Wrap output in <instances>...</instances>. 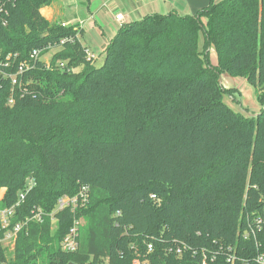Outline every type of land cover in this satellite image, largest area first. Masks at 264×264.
Wrapping results in <instances>:
<instances>
[{"label": "trees", "instance_id": "1", "mask_svg": "<svg viewBox=\"0 0 264 264\" xmlns=\"http://www.w3.org/2000/svg\"><path fill=\"white\" fill-rule=\"evenodd\" d=\"M56 1L0 0V50L21 59L41 50L25 97L10 105L0 88V208L16 205L30 179L14 222L36 207L52 212L84 185L90 201L58 212L54 227L50 215L29 222L0 264H202L177 255L178 242L216 251L210 264H264V227L259 248L244 237L248 219L264 215V0H210L193 14L124 22L101 66L79 24L41 13ZM225 73L260 87L259 112L228 106ZM76 216L85 218L80 246L67 252Z\"/></svg>", "mask_w": 264, "mask_h": 264}, {"label": "built area", "instance_id": "2", "mask_svg": "<svg viewBox=\"0 0 264 264\" xmlns=\"http://www.w3.org/2000/svg\"><path fill=\"white\" fill-rule=\"evenodd\" d=\"M114 19L120 24L126 22L125 15L121 12L116 13L114 15ZM4 24H6V21H4ZM87 53L89 55V49L87 50ZM40 57L41 50L39 49L33 50L30 53L29 57L26 59H21L20 54L17 52L4 54V52L0 50V88L9 90L8 102L10 105H13L18 98L25 97V95L27 94L28 90L26 87V83L28 81H26V73L35 67L36 62ZM49 59L50 57L48 59L46 58V61L49 62ZM33 185L34 180L30 179L26 190L20 193V200L16 205L0 208V251L4 250L6 252V255L8 256H14L19 234L23 230V228L28 225L29 222H43L45 215H50L52 217L54 226V223L57 222L56 215L58 212L66 209L77 212L79 208L87 206L90 201V187L88 185H84L81 187L77 195L62 196L58 200L57 205L52 212L45 213V211L41 207H36L32 210L31 215L28 216L25 220L14 222L13 219L16 213V206L20 205V203L25 199L26 195L32 189ZM5 193L6 190L3 191L2 194H0V200L3 199ZM84 224L85 218L83 216H76L74 218L69 232L61 242V247L64 251L75 252L79 249L81 228ZM263 227L264 215H258L253 220L250 218L248 219V229L244 233L245 238L255 239L258 248L259 243L257 234L263 229ZM153 251L154 244L153 242H150L148 243L147 253L150 254ZM175 251L179 256H182L186 251L200 255L202 264H210L217 258L218 255L216 251L212 249H199L192 247L184 242H178ZM234 258V256H230L229 261H233ZM257 259L261 262H264V254L259 253ZM104 264H109V259H106ZM133 264H152V261L148 256H139L133 260Z\"/></svg>", "mask_w": 264, "mask_h": 264}, {"label": "rangeland", "instance_id": "3", "mask_svg": "<svg viewBox=\"0 0 264 264\" xmlns=\"http://www.w3.org/2000/svg\"><path fill=\"white\" fill-rule=\"evenodd\" d=\"M60 1L57 0L55 3L59 11L62 6ZM66 4L68 5V9L65 11L66 16L73 14L81 23L78 24L84 26L86 34L84 42L86 43L87 41L91 44V54L98 56L95 63L97 66H101L105 59V52H103L102 45L105 43L107 37L112 38L115 35L113 30L116 28L117 22L112 15V12L114 10L116 11L114 1L109 3L107 0H71V2L68 1ZM91 12L93 13L91 14ZM200 50L204 51V37L202 32ZM53 52V50L48 52L45 58L48 59ZM216 56L214 47H211L210 57L213 63L217 62ZM222 80L226 88H232L231 92H229L230 94H225L224 101L234 111L252 114L261 110L259 86L249 83L242 77H234L227 73L223 74ZM5 189L7 188H0V194ZM56 223H54V226H56Z\"/></svg>", "mask_w": 264, "mask_h": 264}, {"label": "crops", "instance_id": "4", "mask_svg": "<svg viewBox=\"0 0 264 264\" xmlns=\"http://www.w3.org/2000/svg\"><path fill=\"white\" fill-rule=\"evenodd\" d=\"M68 1L71 2V0L60 1L62 5L60 11L57 10V6L55 5V3L57 2L56 1L51 6H46L42 8L41 13L50 21H61L67 25L78 23L81 24L73 14L66 16L65 11L68 9V5H65V3H67ZM112 1H114V6L116 8V11L114 10V12H112L113 17L116 13L121 12L125 15L126 22L130 20L141 19L142 17L148 15V12L149 14H165L166 12L175 10L180 14H193L196 13L199 9L207 6L210 2V0H107V2L109 3ZM92 13L93 12H91V14ZM204 21L207 22V19L204 18ZM79 26L84 29L82 41L88 47L89 55L96 60L98 56L91 54V44L87 41L86 43L84 42V40L86 39L85 28L82 25ZM120 26L121 24L117 22L116 28H114L113 30L115 34L120 28ZM110 40L111 38L107 37L105 43L102 45L104 51Z\"/></svg>", "mask_w": 264, "mask_h": 264}, {"label": "water", "instance_id": "5", "mask_svg": "<svg viewBox=\"0 0 264 264\" xmlns=\"http://www.w3.org/2000/svg\"><path fill=\"white\" fill-rule=\"evenodd\" d=\"M219 81H220L221 84L223 83L222 76H220Z\"/></svg>", "mask_w": 264, "mask_h": 264}]
</instances>
